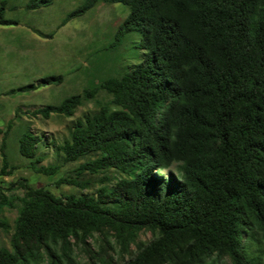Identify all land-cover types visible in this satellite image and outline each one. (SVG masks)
<instances>
[{
    "label": "trees",
    "instance_id": "obj_1",
    "mask_svg": "<svg viewBox=\"0 0 264 264\" xmlns=\"http://www.w3.org/2000/svg\"><path fill=\"white\" fill-rule=\"evenodd\" d=\"M98 1L86 0L64 23ZM103 1L130 6L115 44L137 30L138 47L151 58L29 114L71 117L107 91L112 104L78 119L57 150L64 163L95 156L80 174L119 175L96 194H56L27 178L0 184V227L10 233L0 264H74V246H89L95 234L103 250L117 245L132 254L110 264H264V0ZM53 2L29 0L27 8ZM13 23L2 8L0 24ZM63 79L52 75L20 90ZM11 128L2 176L14 169L6 152ZM41 140L29 129L19 151L35 172L52 176L61 166L41 164ZM56 183L88 185L72 177ZM15 200L11 226L2 214ZM143 231L150 241H139Z\"/></svg>",
    "mask_w": 264,
    "mask_h": 264
},
{
    "label": "rangeland",
    "instance_id": "obj_2",
    "mask_svg": "<svg viewBox=\"0 0 264 264\" xmlns=\"http://www.w3.org/2000/svg\"><path fill=\"white\" fill-rule=\"evenodd\" d=\"M85 2L54 0L49 6L33 10L27 8L29 0H0V10L3 8L5 18L15 22L0 24V171L3 166L1 146L9 122H12V128L6 139V152L10 165L14 166L10 175L0 174V184L4 186L27 178L31 183L47 185L56 194H96L101 186L112 185L119 175L114 170L80 174V165L95 156L64 163L62 154L57 150V145L71 137L78 119L112 104V96L107 91L101 90L95 97L87 99L71 117L53 114L44 118L29 114L37 108L60 104L65 98L83 93L102 79L120 76L134 64L151 58L149 50L138 47L141 33L137 30L127 33L119 45L115 44L118 28L130 13L128 5L99 0L86 12L64 23ZM52 75H62L64 79L61 83L20 90L29 84L37 85ZM29 129L42 138L38 146V153L43 157L41 164L61 166L56 174L46 176L35 172L32 160L21 155L20 138ZM162 172L167 174L166 170ZM64 177L77 178L88 185H57L56 182ZM16 194H22V191L18 190ZM15 204L16 207L6 208L2 214L11 226L20 203L15 200ZM151 239L152 233L143 231L139 241ZM88 242L89 246H74V264H110L111 257L123 262L132 255L123 253L115 244L116 249L106 247L103 250L99 234L89 238ZM9 245L10 233L0 227V246ZM132 250L134 254L135 245Z\"/></svg>",
    "mask_w": 264,
    "mask_h": 264
}]
</instances>
